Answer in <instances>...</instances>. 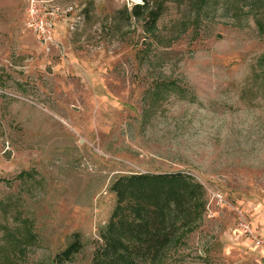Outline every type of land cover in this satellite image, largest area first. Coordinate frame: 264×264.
Instances as JSON below:
<instances>
[{
    "label": "rangeland",
    "instance_id": "rangeland-1",
    "mask_svg": "<svg viewBox=\"0 0 264 264\" xmlns=\"http://www.w3.org/2000/svg\"><path fill=\"white\" fill-rule=\"evenodd\" d=\"M34 1L71 11L43 46L32 0H0V264L75 235L64 264H91L111 183L173 172L206 206L158 264H264L240 230L264 233V0L169 2L154 30L127 0Z\"/></svg>",
    "mask_w": 264,
    "mask_h": 264
},
{
    "label": "trees",
    "instance_id": "trees-1",
    "mask_svg": "<svg viewBox=\"0 0 264 264\" xmlns=\"http://www.w3.org/2000/svg\"><path fill=\"white\" fill-rule=\"evenodd\" d=\"M141 1L132 6L130 16L143 18L145 29L150 30L155 29L165 4L181 2ZM199 1L202 5L205 3V0ZM262 66L264 73V55L258 67ZM109 189L115 202L107 224L99 233L91 264L160 263L177 235L202 218L206 206L203 185L182 172L122 175ZM81 247L78 235H75L73 241L55 256V264L69 261Z\"/></svg>",
    "mask_w": 264,
    "mask_h": 264
},
{
    "label": "built area",
    "instance_id": "built-area-1",
    "mask_svg": "<svg viewBox=\"0 0 264 264\" xmlns=\"http://www.w3.org/2000/svg\"><path fill=\"white\" fill-rule=\"evenodd\" d=\"M132 5L141 4V0H127ZM45 2L32 0L29 4L27 27L33 32L39 44L50 46L54 43V28L58 21H61L71 11V8L63 10L50 5H43ZM219 197V196H218ZM241 235L248 242L250 248L262 253L264 260V233L254 231L247 223L240 225Z\"/></svg>",
    "mask_w": 264,
    "mask_h": 264
}]
</instances>
